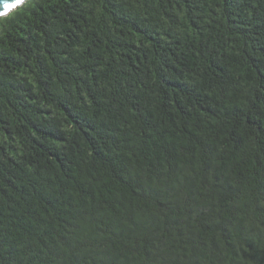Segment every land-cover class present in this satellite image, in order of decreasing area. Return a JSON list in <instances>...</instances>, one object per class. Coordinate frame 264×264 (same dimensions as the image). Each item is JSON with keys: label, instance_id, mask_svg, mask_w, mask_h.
<instances>
[{"label": "trees", "instance_id": "16d2710c", "mask_svg": "<svg viewBox=\"0 0 264 264\" xmlns=\"http://www.w3.org/2000/svg\"><path fill=\"white\" fill-rule=\"evenodd\" d=\"M0 264H264V0L1 16Z\"/></svg>", "mask_w": 264, "mask_h": 264}, {"label": "water", "instance_id": "95a60500", "mask_svg": "<svg viewBox=\"0 0 264 264\" xmlns=\"http://www.w3.org/2000/svg\"><path fill=\"white\" fill-rule=\"evenodd\" d=\"M24 1L25 0H22V2H24ZM9 4H15V0H0V17L5 16L6 14H8L10 11H12L13 9H15L18 6L17 5L15 7H5V5H9Z\"/></svg>", "mask_w": 264, "mask_h": 264}, {"label": "snow or ice", "instance_id": "6c2138e0", "mask_svg": "<svg viewBox=\"0 0 264 264\" xmlns=\"http://www.w3.org/2000/svg\"><path fill=\"white\" fill-rule=\"evenodd\" d=\"M21 2H22V0H15V4L5 5V7H15V6L19 5Z\"/></svg>", "mask_w": 264, "mask_h": 264}]
</instances>
